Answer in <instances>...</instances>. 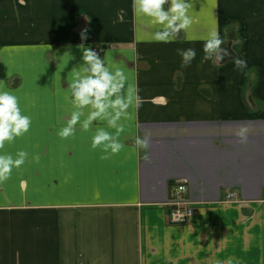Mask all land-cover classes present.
<instances>
[{"label": "crops", "instance_id": "crops-1", "mask_svg": "<svg viewBox=\"0 0 264 264\" xmlns=\"http://www.w3.org/2000/svg\"><path fill=\"white\" fill-rule=\"evenodd\" d=\"M192 4L191 28L161 43L133 0H0V87L33 119L5 146L29 155L0 182V264H264V0ZM212 27L221 62L205 59ZM84 29L133 89L124 147L107 159L93 131L57 135ZM189 47L181 69L176 49ZM145 134L148 148L135 143ZM181 181L197 212L170 223L164 203ZM229 190L239 202H221Z\"/></svg>", "mask_w": 264, "mask_h": 264}, {"label": "clouds", "instance_id": "clouds-1", "mask_svg": "<svg viewBox=\"0 0 264 264\" xmlns=\"http://www.w3.org/2000/svg\"><path fill=\"white\" fill-rule=\"evenodd\" d=\"M23 4L26 0H20ZM168 5L167 9L164 5ZM192 0H133V10L137 17L149 19L155 30L151 39L155 42L169 43L180 35V30L187 32L193 23L190 14ZM87 29L81 31V62L73 67L70 75L68 91L65 100L70 105V111L61 117L62 126L57 135L62 139L74 137L77 131H93L91 147L102 150V159L119 153L124 144L120 134L124 132L123 121L131 116L130 109L134 105L133 89L128 83L129 76L124 67L118 66L101 56L96 49L85 46ZM204 39L205 59L215 57L221 62L229 55L223 47V39L215 27H212ZM181 57V69L191 65L196 57L194 48H177ZM68 62L73 57L68 53L63 55ZM236 69L243 71L248 67L246 59L239 56L233 58ZM66 117V119H65ZM103 121L106 127L92 128L94 122ZM32 116L25 114L21 107L20 98L11 91L0 87V182L7 180L13 169L20 168L28 158V152L20 149L15 156L5 151L6 144L27 134L32 126ZM114 129L115 131H109ZM241 141L247 139L246 129L241 127L237 133ZM136 145L148 148L150 136L145 134L137 137ZM231 264V261H229Z\"/></svg>", "mask_w": 264, "mask_h": 264}, {"label": "built area", "instance_id": "built-area-1", "mask_svg": "<svg viewBox=\"0 0 264 264\" xmlns=\"http://www.w3.org/2000/svg\"><path fill=\"white\" fill-rule=\"evenodd\" d=\"M186 190L187 187L183 181L171 185L168 201L164 203L165 217L168 222L184 224L196 214V206L185 197ZM233 201H238L237 193L233 190L225 191L221 202Z\"/></svg>", "mask_w": 264, "mask_h": 264}, {"label": "rangeland", "instance_id": "rangeland-1", "mask_svg": "<svg viewBox=\"0 0 264 264\" xmlns=\"http://www.w3.org/2000/svg\"><path fill=\"white\" fill-rule=\"evenodd\" d=\"M233 202L235 203V201H233ZM233 202H227V203H233ZM237 202H239V200Z\"/></svg>", "mask_w": 264, "mask_h": 264}]
</instances>
